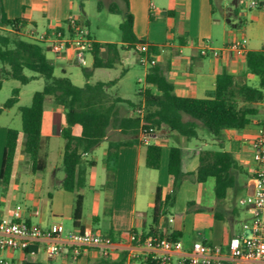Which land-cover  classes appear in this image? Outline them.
<instances>
[{
	"label": "crops",
	"instance_id": "obj_1",
	"mask_svg": "<svg viewBox=\"0 0 264 264\" xmlns=\"http://www.w3.org/2000/svg\"><path fill=\"white\" fill-rule=\"evenodd\" d=\"M117 2L119 6H124V0ZM222 2L219 4L224 15L235 13L227 5V0ZM128 6L133 15V31L136 37L157 48L156 54L151 56L164 70L175 94L179 96L204 98L214 89L220 72L239 75L245 70V56L233 52H222L218 57H213L210 53L202 55L200 46L203 42L207 41L211 46L220 48L233 39L245 37L248 51L264 48L262 24L256 32L248 35H238L235 31H227L223 26L222 37L218 40L214 27L224 24L215 16L214 0H128ZM75 11L73 0H0V33L13 34L12 28L1 22L3 12L7 19L23 21L25 26L22 28V37L30 39L24 30L34 29L39 32L41 29L42 33L51 32L55 28L65 29L68 15L72 14L81 20ZM256 11L258 19L263 23L264 5ZM91 36L98 42H114ZM45 44L43 43L45 54L54 63L61 56L53 53L48 44ZM130 51L122 52L121 63ZM137 55L139 59L140 54ZM145 65L144 77L149 68L148 64ZM123 74L124 71L119 78ZM247 79L257 77L248 74ZM119 81L117 79L115 84ZM114 95L134 104L142 102L139 94L136 102L118 94ZM18 101L19 98L16 103ZM119 104L125 115L133 114L132 108L127 107L126 103ZM20 106L23 105L18 106V111ZM10 108H3L0 112V168L8 129L21 130L20 112L12 114L8 110ZM64 125L63 108L47 99L41 124L45 167L42 170H32L31 161L23 151V133L20 131L9 183L6 187L0 183V219H14L18 207L19 219L29 224L46 228L53 223H60L64 229L60 238L65 245L64 250L57 256H49L45 251V243L34 241L24 249H0V257L7 264H147L148 258L154 259V255L162 254L161 251L135 245L129 240V234H148L153 225L152 211L157 189L161 202L172 190L173 183L168 173L171 146L182 148V168L185 173L196 169L198 150L194 145L198 142L199 134L195 137L196 142L192 141L194 138L188 140L165 127L149 134L148 143L161 147L157 169L149 168L145 164L142 134L139 136L140 142L120 146L110 190L104 187L107 179L105 156L108 142L102 141L93 149L97 151L102 147L101 161L97 155L92 156L93 150L83 154V159L76 168L74 189L69 191L62 187L64 140L61 129ZM73 133L78 134L79 131L73 128ZM111 135L121 139L123 136L118 129L112 130ZM77 196H82V207L79 224L74 225L73 211ZM179 201H182V206L176 216L170 212L171 207H168L166 214L159 217L156 227L163 234H172L173 238L182 241L183 250L171 254V264H179V257L183 251L191 248L193 242L220 245L226 249L229 239L238 234L233 225L236 211L230 210L224 202L216 205L212 177L204 182L194 183L185 177L176 191L173 206ZM84 230L107 236L110 232L113 245L109 252L104 254L96 247L74 248L66 244L64 235L67 232Z\"/></svg>",
	"mask_w": 264,
	"mask_h": 264
},
{
	"label": "trees",
	"instance_id": "obj_2",
	"mask_svg": "<svg viewBox=\"0 0 264 264\" xmlns=\"http://www.w3.org/2000/svg\"><path fill=\"white\" fill-rule=\"evenodd\" d=\"M97 7L98 9L103 7L100 1ZM107 9L121 16L118 24L120 43L94 40L89 50L92 54V65L91 68L83 69L86 81L82 86L74 85L66 75H54V63L46 56L43 43L22 37V28L25 26L23 21L7 19L4 12L1 16V22L11 27L13 34L0 33V87L2 81L9 78L17 79L22 84L38 76L45 81L41 90L33 92L30 104L19 107L23 151L31 161L32 170H42L45 167L41 124L45 101L51 99L64 110L65 125L61 129L64 140L62 187L69 191L74 189L76 168L83 159L82 155L91 152L102 141L108 142L105 156L107 179L104 187L110 190L120 146L138 143L141 134L155 133L162 127L190 140L197 137L199 124L203 125L221 144L225 131L231 129L241 131L252 124V117L259 112L255 104L261 103L262 99L264 48L247 51L245 70L239 75L220 72L216 77L214 89L204 98L176 95L164 70L156 63L150 65L145 74L146 87L138 91L142 96V102L137 104L109 92V88L117 79L89 82L94 69L114 68L120 63L124 51L134 50L142 54L140 46L145 44L149 59L157 52L155 46L136 37L128 0H124L123 7L111 3ZM25 69L35 75H25L23 72ZM248 74L257 77L258 87L249 84ZM18 93V88L12 90V95L1 104L0 112L17 102ZM119 103H126L127 107L132 108L133 114L125 115ZM73 128L79 133L74 134ZM116 129L123 135L122 139L111 135V131ZM20 131L10 128L6 135L0 168V183L4 187L9 183ZM160 155V145L145 144L147 167L157 169ZM182 164V148L171 146L168 173L173 187L163 202L160 201L157 189L155 207L152 211L153 225L148 234L142 236L143 238L149 236L173 238L172 234H163L156 227L159 217L166 214L168 207L173 206L176 191L187 174H192L195 182H204L212 177L216 205H218L223 202L228 190L235 186V172L240 168L234 153L222 148L200 150L197 153L196 169L190 173L183 171ZM81 207L82 196H77L73 211L74 225L79 224ZM108 235L112 237L110 232ZM147 264H159V262L148 258Z\"/></svg>",
	"mask_w": 264,
	"mask_h": 264
},
{
	"label": "built area",
	"instance_id": "obj_3",
	"mask_svg": "<svg viewBox=\"0 0 264 264\" xmlns=\"http://www.w3.org/2000/svg\"><path fill=\"white\" fill-rule=\"evenodd\" d=\"M257 6H259L257 0L249 2V7ZM65 23V29L55 28L51 32L42 33L34 29H26L24 33L32 40L48 44L53 53L84 63V54L89 52L94 38L84 24L72 14L67 16ZM140 49L143 53L140 54L138 61L149 66L154 64L155 59L152 57L149 59L146 45H141ZM247 51L245 37L233 39L220 48L211 46L207 41L200 46L202 55L210 53L213 57H218L222 52H233L245 56ZM260 104V118L248 141L255 167L248 179L249 192L239 199V203L250 211L249 219L242 223V228L248 232V235L244 233L233 235L226 249L220 245L193 242L191 248L183 251L179 257V264H224L225 262L264 264V84ZM142 135V142L147 144L150 135ZM18 209L17 207L14 219H0V249H24L34 241H43L49 256L61 254L65 246L60 241L64 232L62 224L53 223L46 228L29 224L19 219ZM64 236L66 244L74 248L96 247L104 254H107L113 245V240L109 236L90 230L69 231ZM129 240L137 246L161 251L162 254L153 256L159 264H171V254L183 250L182 241L177 238L157 236L143 238L136 233H130ZM0 264H7V261L0 257Z\"/></svg>",
	"mask_w": 264,
	"mask_h": 264
},
{
	"label": "rangeland",
	"instance_id": "obj_4",
	"mask_svg": "<svg viewBox=\"0 0 264 264\" xmlns=\"http://www.w3.org/2000/svg\"><path fill=\"white\" fill-rule=\"evenodd\" d=\"M76 5V13L80 15V21L88 29L91 35H95L100 39H106L114 42H120V31L118 24L121 20L120 14L111 13L107 9V4L117 3V0H73ZM100 1L103 5L102 8L98 9L97 3ZM220 1L214 0L215 4V16L222 22L221 26L215 25L214 33L219 40L222 37V30L225 27L227 31H235L238 35H248L252 32H256L258 26H264L263 23L258 19L257 11L264 4V0H257L259 6L249 7L251 0H227V5L234 9L235 13L224 15L223 9L220 6ZM235 1V2H234ZM241 1V2H240ZM223 3V2H222ZM115 20H118L117 23ZM224 26V27H223ZM264 31V28H263ZM41 29H39V33ZM215 40H213L214 42ZM215 43V42H214ZM46 45V44H45ZM264 47V43L262 44ZM84 63H79L76 59H66L60 57L54 60V75L61 76L66 75L69 77L74 85L82 86L86 78L83 74V69L91 68L92 65V54L85 52ZM145 64L138 61V55L134 50L127 53L122 63H118L112 69H94L89 82H95L98 80L108 81L109 79H120L117 84L112 85L109 88L111 94H118L121 97L132 99L133 101L139 100L137 93L138 89L145 87L144 80V68ZM64 71V73H63ZM124 71L121 78L120 74ZM25 75L32 76L35 73L24 70ZM249 84L258 87V79H249ZM44 79L42 77L31 78L26 84H22L17 79H5L2 81L0 87V103L6 101L11 95L14 88L19 89L18 98L19 101L8 109L12 114H19L18 106H27L31 102V97L34 91L41 90L44 86ZM48 103H46V106ZM255 107L258 109V113L252 117V124L247 128L238 130H227L224 134L223 140L219 141L203 126H198V142L195 143V149L199 152L202 149H218L222 148L228 151H234L239 164V169L236 170V184L233 188L229 189L223 202L231 209L236 211L233 225L237 229L238 234H246L248 232L242 228V223L247 221L250 217V211L246 206L239 203V199L245 197L249 192L250 187L248 186V179L255 167L254 161L251 155V148L249 145V138L255 131L256 124L260 112L261 104L256 103ZM193 142L197 141V138L192 139ZM177 145V144H176ZM102 147L100 149L93 150L92 156L97 155L101 161L102 158ZM91 154L89 157H91ZM187 179L194 183V176L187 174ZM211 182V181H208ZM182 206V201H179L175 206H172L170 212L176 216V212ZM179 217V215H177Z\"/></svg>",
	"mask_w": 264,
	"mask_h": 264
}]
</instances>
